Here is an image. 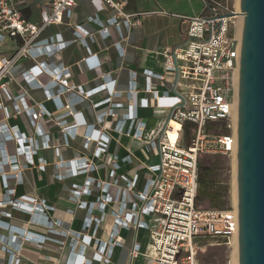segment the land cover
Returning a JSON list of instances; mask_svg holds the SVG:
<instances>
[{"label": "built area", "instance_id": "1", "mask_svg": "<svg viewBox=\"0 0 264 264\" xmlns=\"http://www.w3.org/2000/svg\"><path fill=\"white\" fill-rule=\"evenodd\" d=\"M27 3V0H0V47L8 39L14 43L10 53L0 48V110L4 112L5 117L11 116L10 109L21 113L23 106L38 130L37 120L47 111L41 107L39 111L28 107L26 99L31 98L32 89H44L49 92L51 99L57 101L65 95L67 108L70 107V98H73V103H78L99 91H107L109 94L102 103H109L113 96L122 95L123 91L117 89L116 79L85 91L82 86L72 82L69 66L61 64L51 68L52 64L48 62L50 58L80 39L85 41L88 37L94 40L93 33L80 29L81 27H77L72 40H65L60 32L52 31L54 26L64 24L65 19L72 16L78 0H39L38 20L25 16L24 8L28 7ZM92 3L98 11L104 10L106 6L116 9L117 13L109 20V25L115 26L119 31L122 25L128 29L141 25L143 18L149 14L127 12L123 4L116 0H92ZM205 4V10L200 14L179 15L182 21L188 24L187 40L173 50L164 51L166 70L176 74L174 94H159L153 90L148 83L153 78L164 79V75L150 70L144 71L147 83L145 90L153 93L157 108L167 113L166 119L150 131L147 130L145 122L139 119L137 71L132 72L128 89L131 103L127 113L120 117L117 109L123 107V104L116 102L114 106L99 114L103 118L118 116L115 130L129 135L132 133L134 142L141 145L140 149L128 146V155L124 158V162L130 164L138 162L139 166L134 168L133 175L129 177L119 173L122 165L116 153H110L108 156L110 168L107 181L90 175L98 173L100 165H97V162L109 153L113 139L109 133L90 125H87L84 136L87 140L91 137L90 140L97 143L92 157L86 160L80 157L67 163V175H87L83 186L73 185L72 198L76 200L83 196L94 197L92 200L79 199L77 206L102 214L111 213L116 220V230L101 248L99 239L96 238L97 228L93 234L83 235L82 246L85 250L94 245L99 246L90 257L78 256L76 264L86 263L88 260L109 264L113 248L123 244L115 238L120 227L135 226L149 230L150 241L146 249L143 250L142 245L136 242L130 253V264L140 255L149 258L151 264H204L199 258V252L204 251L206 242L215 239L230 245L238 236L237 207L220 209L197 206L200 155L208 153L232 157L237 151L235 84L240 70L242 49V36L238 32V11L230 0H205ZM48 29H51V33L44 35ZM101 31L104 38L108 37V26H104ZM88 49L89 55L82 60L89 69H97L102 63L95 59L96 54L92 53L90 47ZM23 58L30 59L33 64L16 75L14 68ZM44 77L49 79L45 81ZM13 85L20 89L21 94H15ZM139 101L142 107L150 106L148 98L141 97ZM173 120L182 125V129L177 130L175 140H172L170 134L174 130L171 125ZM83 121L79 116L78 122L64 126L68 137L76 138ZM188 126L193 135L191 141L186 144L183 142V135ZM38 132L41 134V131ZM0 133L4 135V141L15 137L18 156L29 154L24 148L26 136L17 125L8 128L5 123H0ZM45 142L49 146L50 140ZM55 150L57 156L62 158L60 146H55ZM34 151L37 153L36 149ZM17 155L11 157L15 161L14 164L19 166ZM16 177L22 179L21 170ZM96 190L99 193L94 195ZM10 191L15 193L14 189ZM36 201L35 197L22 196L12 201V204L15 209L29 211L28 204ZM38 206L43 212L54 208L44 199ZM6 212L3 211V215L6 216ZM45 220L48 221V217ZM93 222L97 223V227L102 223L101 219L94 216L89 221V227ZM7 226L12 228L9 223L0 222V227L9 229ZM58 231L51 223L47 227V235L33 231L35 234L28 232L26 238L33 237L35 241L42 243L52 239L51 234L59 233ZM21 247L16 245L15 241L11 247H4L12 263L18 260ZM226 264L236 263L231 259Z\"/></svg>", "mask_w": 264, "mask_h": 264}, {"label": "crops", "instance_id": "2", "mask_svg": "<svg viewBox=\"0 0 264 264\" xmlns=\"http://www.w3.org/2000/svg\"><path fill=\"white\" fill-rule=\"evenodd\" d=\"M116 2L123 4L127 12H149V14L143 18L141 25L132 29L122 25V29L119 31L115 26L109 25V20L117 13L115 8L106 6L104 10L98 11L92 0H78L72 16L66 18L64 24L54 26L52 31L60 32L65 40H72L77 27H81L80 29L83 28L93 33L94 40L88 37L85 41L80 39L50 58L48 62L52 64L51 68L61 64L69 66L72 72V82L82 86L85 91L116 79L117 89L123 91L121 96H113L111 102L102 103V100L109 94L107 91H99L78 103H73L71 100L73 98H70L68 101L70 107L67 108L65 95H62L57 101V99H51L49 92L44 89H32L30 90L31 98L26 99L28 107H33L35 111H39L41 107L47 111L37 120L38 130L41 131V134L23 106H21V113H15L13 109H10V117H5L4 112L0 110V123H5L8 128L17 125L26 136V145L24 146L33 149L36 148L35 143L39 144L40 141L44 143L48 139L50 140V137H54L55 144L56 137H66L67 134L63 129L65 125L78 122L79 116L84 120L78 135L70 141L75 143L74 147L68 148L64 145L60 147L62 158L57 156L54 149L47 147L34 155L32 152L28 156L20 155L29 159V163H26L22 168L8 163L7 157L17 155L15 137L12 139L9 137L10 140L4 141V135L0 133V222L8 224L3 211L12 209V212L22 211L11 207L9 210L6 208L7 205H13L12 201L20 199L22 196L37 198L35 204L29 203L28 206L39 214L35 216L39 221L36 224L24 225L22 221L14 220L9 224L16 229L9 232L7 228L0 227V264H76L78 256L90 257L97 250L99 244L101 248L105 242L109 241L111 233L116 230L115 216L111 213L102 214L95 210L79 208L77 206L79 199H94L93 196H83L76 200L72 198L73 185L83 186L87 175L69 176L66 169L69 167L67 163L72 159L78 160L83 157L86 160V158L92 157V153L85 146L88 141L84 136L87 125H90L109 133L113 138L109 153L105 154L103 159H107L110 153L118 154L122 165L119 173L129 177L133 175L134 168L139 166L138 162L135 161L132 164L124 162L125 156L128 155L127 147L136 148L132 133L129 135L115 130L118 116L104 118L99 116L101 112L114 106L116 102L123 104V107L117 109L120 117L127 113L128 105L131 103L128 89L131 85L133 71L138 72L137 111L139 119L145 122L148 131L157 128L159 123L166 119L167 113L157 108L153 93L145 90L147 83L144 71L150 70L153 73L164 75V79L153 78L148 83L153 87V90L158 91L159 94H174L176 74L166 70L164 51L173 50L187 40L188 24L183 22L179 15L190 16L204 12L205 0H116ZM28 6L30 5L28 4ZM30 10L32 15L30 17L33 18L31 6ZM38 19L39 17L35 20ZM104 26L109 27V35L105 38L101 31ZM50 33L51 29H48L44 35ZM118 42L119 44H117ZM88 47L93 54H96L95 59H99L102 63L97 69H89L82 60L89 55ZM32 64L33 61L25 58L17 63L14 73L19 75ZM43 79L47 81L49 78L44 77ZM12 89L15 94H21L16 85H13ZM141 97L149 99V107L140 106ZM62 103L63 105H61ZM173 135L176 137L177 132ZM140 152L138 153L140 154ZM20 156L17 155L18 160ZM5 157L8 162L5 161ZM60 159L61 164L58 166ZM109 168L110 166L104 162L100 165L98 173H90V175H98L100 179L107 181ZM19 170L22 172L23 179L16 177ZM10 189H14L15 193H11ZM43 199L54 208L43 212L38 206V203ZM24 204L27 203L24 202ZM94 216L101 219L102 223L97 227V223L93 222L89 227V221ZM43 217H48V221ZM147 219L148 217L145 220ZM51 223L54 228L59 230V233L51 234L52 239L38 243L33 237L26 238L28 232L47 235L46 227H49ZM96 228V238L99 239V244L85 250L82 246V237L84 234H93ZM17 229L20 232H17ZM41 237L43 238V236ZM115 238L122 241L123 244L113 248L109 264H130V253L134 244L140 243L144 250L150 241L149 230L135 226L120 227ZM13 241L16 245L22 246L20 252H16L18 260L14 263L9 260V253L4 248L7 247L8 242L12 245ZM81 264L107 263L89 262L88 260V263L82 262ZM133 264H151V260L140 255Z\"/></svg>", "mask_w": 264, "mask_h": 264}, {"label": "water", "instance_id": "3", "mask_svg": "<svg viewBox=\"0 0 264 264\" xmlns=\"http://www.w3.org/2000/svg\"><path fill=\"white\" fill-rule=\"evenodd\" d=\"M240 10L238 257L239 264H264V0H240Z\"/></svg>", "mask_w": 264, "mask_h": 264}, {"label": "rangeland", "instance_id": "4", "mask_svg": "<svg viewBox=\"0 0 264 264\" xmlns=\"http://www.w3.org/2000/svg\"><path fill=\"white\" fill-rule=\"evenodd\" d=\"M27 2H29L28 4L32 8L33 18L37 19L38 16H39V12H40V8L38 6L39 5V0H30V1H27ZM230 3L234 7V9H236L238 12L240 11V2L238 0H230ZM13 46H14L13 41L11 39H8V40H6L5 42H3L1 44L0 48L3 49V51H5L6 53H10L11 50L13 49ZM21 60H24V58L20 59L19 61H21ZM15 71L16 70L14 69V72ZM190 129L191 128L189 126L187 127V129L185 128V132H184V135H183V142H185L186 144L191 141V138H192V135H193V133H192V131ZM12 138L13 137H11L10 139H12ZM53 138L54 137H50L49 146H48V144H46V142L43 143L42 141H40L39 144L35 143L34 145L36 146V148H35L36 151L38 152L41 149L47 148V147L52 148V149L55 150V146L62 147V145L66 146L68 148L70 146L74 147L75 143L73 144V143L70 142L71 141L70 137H68V139H67V137H56L55 144H54V139ZM47 139H48V137H47ZM90 139H91V137L87 140L88 142L85 144V146H86L87 150L93 154V151H94L97 143L92 141V140H90ZM13 144H14V142H13ZM135 146H136V149H140L141 148V145H139V143H137V142L135 143ZM33 152H35L34 149H33ZM55 152H56V150H55ZM28 160H29L28 158L26 159V158L20 156L19 160H18V161H20L19 162L20 163L19 166H21V168H22L23 166H25L26 163H29ZM32 161H34V160H32ZM60 161H61V159L59 160V162L57 164L58 166L61 164ZM227 161L230 163L231 169L229 171H225L222 177H223L224 180H226L229 183V186H230V198H229L228 204L230 206H235L236 207L237 203L235 201V195H234V187H235V156H232V157H228L227 156ZM13 162H14V159H10V163L9 162L8 163L10 165H12V166H15V164H13ZM104 162L107 163L108 166H110L108 158L107 159L105 158V159L101 160L100 163L98 161L97 165H101ZM96 176H98V175H96ZM106 180H108V179H106ZM10 192L13 193L12 191H10ZM96 192H97V190L94 191V195L98 194ZM10 207L11 208H15L14 205H7L6 206V208H8V210H9ZM204 207H208V206H204ZM31 209L32 208H30L29 211L22 210L20 212H12L13 209L10 210V211H7L6 212L7 215L5 216L7 218L6 222L10 223V221L20 220V221H22V223L24 225H31L33 223L36 224L37 222H39L35 218V216H37L38 212L33 210V209L31 210ZM7 227H9V226H7ZM11 230H14L13 226H12V228L9 227V229H8L9 232ZM16 231H18V229ZM220 242H222V241L221 240L217 241L215 239H211L208 242H206L207 245H205L204 251L199 252V258H200L202 263H204V264H226L231 259H234V261H235V250L236 249L234 247H232L231 245L225 244L224 242L219 244ZM7 247H11V244H9V242H8ZM235 247H236V245H235Z\"/></svg>", "mask_w": 264, "mask_h": 264}, {"label": "trees", "instance_id": "5", "mask_svg": "<svg viewBox=\"0 0 264 264\" xmlns=\"http://www.w3.org/2000/svg\"><path fill=\"white\" fill-rule=\"evenodd\" d=\"M26 17L31 16L30 6L24 8ZM198 207L228 208L230 198L229 183L223 179L225 171L231 169L227 156L203 153L199 158Z\"/></svg>", "mask_w": 264, "mask_h": 264}, {"label": "bare ground", "instance_id": "6", "mask_svg": "<svg viewBox=\"0 0 264 264\" xmlns=\"http://www.w3.org/2000/svg\"><path fill=\"white\" fill-rule=\"evenodd\" d=\"M240 2V0H238ZM243 20H244V13L240 10L238 12V32H239V35L242 36V29H243ZM235 88H236V97H235V121L236 123L238 122V90H239V73L237 75V78H236V84H235ZM171 125L174 127V130L173 132H170L171 134V138L172 140H175L176 137L173 135V133L175 132H178L177 130H180L182 129V125L181 123H179L178 121H171ZM26 150L32 153L33 152V148L30 147V148H26L24 147ZM236 156H237V151H235V187H234V195H235V201L237 203V170H236ZM8 158V161L10 163V159H12V157H7ZM7 158L5 157V161H7ZM7 161V162H8ZM15 162V161H14ZM13 162V164H14ZM237 207V205H236ZM230 245L232 247H234L236 250H235V261L234 259H232V261L236 264H239V257H238V236L235 237V239L230 243ZM236 245V247H235ZM234 251V250H233Z\"/></svg>", "mask_w": 264, "mask_h": 264}, {"label": "clouds", "instance_id": "7", "mask_svg": "<svg viewBox=\"0 0 264 264\" xmlns=\"http://www.w3.org/2000/svg\"><path fill=\"white\" fill-rule=\"evenodd\" d=\"M87 263H88V261H87Z\"/></svg>", "mask_w": 264, "mask_h": 264}]
</instances>
